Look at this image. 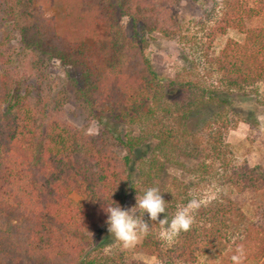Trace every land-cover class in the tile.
I'll return each instance as SVG.
<instances>
[{
	"label": "trees",
	"instance_id": "1",
	"mask_svg": "<svg viewBox=\"0 0 264 264\" xmlns=\"http://www.w3.org/2000/svg\"><path fill=\"white\" fill-rule=\"evenodd\" d=\"M29 1L62 4V16L45 18L54 35L49 53L78 69L89 113L106 110L139 132L116 138L125 152L118 155L100 136L39 118L28 90L7 79L2 65L8 56L0 53V264H145L97 239L106 224L104 200L111 197L128 208L138 190L151 186L169 195L162 196L166 212L160 219L171 218L192 198L202 204L190 230L172 242L161 238V225L145 213L151 228L137 246L140 252L161 264H197L201 254L217 250L221 258L215 264H232L230 257L243 247V264H264V217H247L232 197L260 192L264 170L233 160L224 137L236 122L229 114L236 113L234 94L264 85V24L249 26L264 17V0H224L218 32L234 28L244 37L229 39L213 56L219 84L212 90L191 80L172 87L160 81L149 40L155 29L169 30L161 22L165 16L153 22L157 11L148 0ZM44 40L38 27L32 42L43 48ZM150 143L134 176L135 151ZM171 169L198 179L168 182ZM211 177L227 187L219 197L201 195L200 186Z\"/></svg>",
	"mask_w": 264,
	"mask_h": 264
},
{
	"label": "rangeland",
	"instance_id": "2",
	"mask_svg": "<svg viewBox=\"0 0 264 264\" xmlns=\"http://www.w3.org/2000/svg\"><path fill=\"white\" fill-rule=\"evenodd\" d=\"M148 1L153 5L151 11H157L153 22L156 23L158 15L165 16L161 22L169 30L166 33L155 29L149 40L153 66L160 81L167 87H172L173 82L176 83L174 86H178L182 80H191L208 90L217 87L219 77L212 64L213 56L220 53L229 39L241 40L244 37L242 32L234 28L224 34L218 32L225 8L224 0ZM51 15H63L59 1L46 5L40 1L0 0V53L8 56L2 65L4 74L13 83L17 82L22 91L28 90V101L35 105L34 110L39 118L44 116L50 121H66L85 134L104 138L118 155L125 154L117 145L116 138H125L130 133L137 134L139 127L113 118L106 110L99 111L97 116L89 113L80 95L78 69L74 64H65L49 53L54 45V35L48 29L45 18ZM125 23L127 18L124 19ZM262 24L264 17L249 21V26ZM38 27L43 29L45 35L43 48L32 42ZM234 101L233 109L236 113L229 114L236 122L232 121L224 131L233 160L247 163L251 167L260 166L264 170V85L235 93ZM152 146L153 143H150L135 151L132 166L134 176L137 174V159L147 155ZM175 177L183 178L186 182H196L198 179L194 173L175 169L169 170L165 176L168 182H172ZM200 187L201 195L209 198L219 197L227 188L221 187L215 177L203 181ZM163 195L169 197L164 191ZM232 197L242 203L247 217L256 220L264 217V185L260 192L245 191L238 195L232 194ZM72 198L77 201L79 197ZM135 203L136 199L130 200L128 208ZM99 231L97 242L109 245L108 250L120 249L130 258L145 264H161L156 257L138 250L142 236L134 246L125 247L111 236L107 224ZM220 258L217 250L207 251L200 255L197 264H215ZM251 264H261V261H253Z\"/></svg>",
	"mask_w": 264,
	"mask_h": 264
},
{
	"label": "clouds",
	"instance_id": "3",
	"mask_svg": "<svg viewBox=\"0 0 264 264\" xmlns=\"http://www.w3.org/2000/svg\"><path fill=\"white\" fill-rule=\"evenodd\" d=\"M138 191L139 195L137 194L136 203L131 208L122 207L111 197L104 200L102 206L103 212L107 214L108 232L116 240L122 242L125 247L134 246L141 236L149 233L151 226L143 218L145 213L151 221L158 222L161 225V238L172 242L181 232L190 230L194 222L193 213L202 204L201 200L192 198L186 205L178 207L171 218L166 215L163 219H160L159 214L166 212L165 200L160 189L151 186ZM230 259L232 264H243L246 259L244 248H237Z\"/></svg>",
	"mask_w": 264,
	"mask_h": 264
}]
</instances>
